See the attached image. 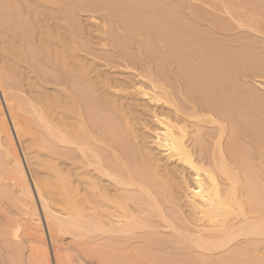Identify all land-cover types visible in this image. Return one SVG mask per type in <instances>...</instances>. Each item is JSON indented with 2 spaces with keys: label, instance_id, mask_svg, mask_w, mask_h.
I'll return each instance as SVG.
<instances>
[{
  "label": "bare ground",
  "instance_id": "bare-ground-1",
  "mask_svg": "<svg viewBox=\"0 0 264 264\" xmlns=\"http://www.w3.org/2000/svg\"><path fill=\"white\" fill-rule=\"evenodd\" d=\"M80 11L102 22L106 58L140 67L153 96L185 115L163 121L160 143L194 171V187L181 170L172 193L175 171L137 145L109 80L79 57ZM257 15L264 0H0L11 33L0 48V188L19 210L3 212V245L20 248L24 227L32 264L70 263L55 244L65 235L96 264H264V95L239 77L264 57L211 36L262 28ZM22 138L49 172L29 180ZM180 192L188 214L165 206Z\"/></svg>",
  "mask_w": 264,
  "mask_h": 264
},
{
  "label": "rangeland",
  "instance_id": "rangeland-1",
  "mask_svg": "<svg viewBox=\"0 0 264 264\" xmlns=\"http://www.w3.org/2000/svg\"><path fill=\"white\" fill-rule=\"evenodd\" d=\"M80 13L78 14V18H80V21H82V23L80 22V27H81L80 30L83 27L84 28L81 30L82 32L79 38V41L80 39H82L81 41L83 42L82 43L80 41V44H79V48L83 47L82 49H80L82 51L79 53V57H89L90 58L89 60H93V62L96 65V69L98 70L101 78L103 79L106 78L109 80L110 83L108 84L109 86H107V90L109 91L110 94L113 95L114 97L113 100L116 102V104L122 107L127 113L128 117L130 118L131 124L134 129L135 141H137V145L139 144L138 145L139 147L148 148L154 153L155 157L159 159L161 162V165H162V167L160 166L161 170L163 169L165 171V169L168 167L167 169L170 168L171 170L175 171V173H171V177H169L172 179L170 182L172 193L176 196L177 190L180 189L179 186L181 184L179 180L182 177L181 170H183V173H185L187 180L191 184H193V187H194V182H195L194 181L195 179L194 171L189 167L187 163L183 162L182 159H180L179 157L177 156L168 157L167 155L168 152L165 151L164 147L160 143L161 140L163 139L164 131H165V125L163 121L170 119L178 123L179 121L178 119L186 118L184 117L185 115H182L181 113H177L176 110L174 109V105L168 104V102L165 99H158L153 96L151 87H149L148 79L141 77L140 75V72L142 71L140 67H136L135 65H132V64H127L120 57L118 58L116 57L115 59L106 58L108 57L107 55H109L110 50L108 52L105 50L104 46H101L102 45L101 43H103V41L101 42V40L98 39V37L100 36L99 35L100 32H97L99 31L98 26H100L102 22L99 20V18L97 19L98 17L97 14H92V13L89 14L84 11L83 13L80 11ZM261 18H262L261 15H257V19H260L259 21L261 23H264V18L262 19ZM3 28L4 27H0V43H1L0 45H2L0 46V48H5L6 45L8 46L7 42H9V45L11 44L10 43L11 33L8 32L7 29L4 28L5 29L4 30ZM240 28L237 30H235V28L233 29L231 28L230 30H226L228 32L226 31H221V33L216 32L217 36H215L216 33H213L211 36L214 38L215 37L220 38L218 37V35L220 34L221 36H224V37H221L223 41L225 42L227 40L225 43L228 42V44H230L232 48L244 49V48H247L248 46V49L250 48V50L252 49L254 53L264 57V26H262V28L254 27L255 29L254 28L249 29L247 27L246 29L244 27L243 28L240 27ZM256 30H259V31H256ZM82 36L83 38H81ZM237 39L239 40V42ZM84 41H87V43ZM232 41L233 42L235 41L234 44L232 43ZM108 49L110 48L108 47ZM105 52H107L106 56H104ZM112 53L113 51H111V54ZM1 58L2 57L0 55V60H1L0 63L3 62V59ZM24 66L25 65L22 66L21 64V67L19 68V70L21 71L19 72L21 73V75L24 73L23 76H26L27 72L25 74V71L27 69L23 70ZM175 67L173 65V68ZM258 69L259 68L255 70L252 69L250 71L244 70V72L243 70L242 72L240 71L239 77L241 79L240 78L239 79L242 81L240 82L244 84L246 88L257 90L256 91L257 93L264 95V75H263L264 69L263 70L261 69L258 70ZM245 71H248V72H245ZM240 73H243V74L240 75ZM30 74L32 75V72H30ZM184 101L182 102L179 99L178 102L180 106L182 104L181 108L184 107L182 109L186 110L185 112H188L190 111L189 110L190 108H187V104H186L187 102H184ZM0 104H1V107L4 109V105L1 103V99H0ZM191 128L189 129L193 130V127ZM191 130L189 132L190 135H188V137L192 136ZM20 140L22 143L21 145L23 149L25 150V152L30 151L29 152L30 155L26 156V157H29L28 158L29 160L27 159V162L28 161L29 162L26 163V161H24V158L22 156L21 148L18 145V142H16L17 151L21 155V158L23 160V164H24L29 180L32 175L33 177H37L39 176L40 173L42 174L43 172H46V171L49 172L47 169L46 171H44L45 169H42V167L39 165V161L45 158L44 155L42 156L43 153L42 152H40L39 154L31 153V150H28L26 146L28 144L27 140H25L24 138ZM187 143H190V141ZM195 156L198 157L197 154ZM3 178L6 179V174L3 175ZM181 190L182 188L180 189V191ZM34 194H35V199L37 202V204L36 202L35 204L37 206V212L39 215V220L37 221L38 223L40 222V225H42V220L40 217L39 201H38V198L36 197L35 192ZM173 203L178 204L181 207V209L185 212V214H188L187 201L184 197H182V192H180L178 199H175L174 202L171 201L170 199L167 203H165L166 204L165 206L167 207V205H169V207L167 208H170V206ZM0 205H1L0 206V226L2 228L7 223L6 216L17 215L19 217L18 215L19 210H17V208L15 207L11 196L9 195L8 191H6V188H0ZM3 212L6 214V216L5 214H3ZM24 229L25 228L22 227V231L20 233V240H22L20 248L15 249L13 246L11 248V245H8V244L3 245L4 243L3 238H1L0 236V240H2L0 241V264H30V263L32 264V252H31L32 244L29 242V236L26 235L27 232L24 231ZM44 239H45V243L47 244V247L49 248V250H51L48 237L46 235L44 236ZM56 241L57 242H55V244L59 248L60 252L63 254L64 253L69 254L71 256V262L68 264H96L95 262L91 263V260L84 259L83 254L79 252L78 250H76L77 249L75 247L76 244L72 241V238L70 237V235H65L63 237L59 236ZM43 244L44 242L41 241L35 246L39 247L40 245L43 246ZM263 244L260 245L261 250L263 249V246H264ZM80 256L84 260H82ZM49 258H50V255H49Z\"/></svg>",
  "mask_w": 264,
  "mask_h": 264
}]
</instances>
